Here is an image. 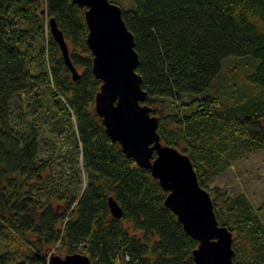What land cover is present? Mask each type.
Instances as JSON below:
<instances>
[{"label":"trees","instance_id":"16d2710c","mask_svg":"<svg viewBox=\"0 0 264 264\" xmlns=\"http://www.w3.org/2000/svg\"><path fill=\"white\" fill-rule=\"evenodd\" d=\"M122 8L161 140L189 154L219 223L233 233L234 261L264 264L260 210L244 192L207 184L264 147V0H133ZM88 31L73 0H0V264H50L61 248L92 264H195L198 241L165 205L167 191L105 131ZM232 56L247 60L245 82L234 72L230 89L214 93ZM110 195L123 208L119 218Z\"/></svg>","mask_w":264,"mask_h":264},{"label":"water","instance_id":"95a60500","mask_svg":"<svg viewBox=\"0 0 264 264\" xmlns=\"http://www.w3.org/2000/svg\"><path fill=\"white\" fill-rule=\"evenodd\" d=\"M73 2L85 9L92 69L102 80L95 108L106 133L120 144L127 157L149 168L161 188L167 191L165 205L177 215L184 230L198 241L192 251L195 264H237L233 233L219 223L211 193L200 184L189 154L161 140L159 118L145 102L148 92L137 71L139 54L135 37L124 20L122 6L111 0ZM49 24L73 78H79L80 72L71 60L68 43L55 17L50 18ZM108 203L113 216L123 215V208L113 195L108 197ZM49 262L92 264V259L83 252L52 253Z\"/></svg>","mask_w":264,"mask_h":264},{"label":"rangeland","instance_id":"374dc122","mask_svg":"<svg viewBox=\"0 0 264 264\" xmlns=\"http://www.w3.org/2000/svg\"><path fill=\"white\" fill-rule=\"evenodd\" d=\"M118 4L122 7H130L133 4V0H117ZM242 58L228 57L224 60L222 69L214 81L213 92L217 94H225V90L230 89V83H232L234 72L237 75V82L243 84L244 74L247 69L244 68L241 62ZM245 62V63H246ZM235 75V76H236ZM236 79V77L234 78ZM242 87L244 94L245 88ZM252 93V90H250ZM241 95V94H240ZM223 101L226 99V95H221ZM30 119V118H29ZM61 144L63 138L59 137ZM67 146V143L65 144ZM83 163L82 155L80 154V164ZM82 184H87V174L84 169H81ZM77 184V183H76ZM75 184V188L78 189V184ZM209 187L218 185L229 193L244 192L252 201L253 205L260 210L261 218L264 222V147L247 152L243 156L234 160L229 167L223 172L213 175L210 180L207 181ZM60 255H65V249H57L55 252Z\"/></svg>","mask_w":264,"mask_h":264},{"label":"built area","instance_id":"2783aa9c","mask_svg":"<svg viewBox=\"0 0 264 264\" xmlns=\"http://www.w3.org/2000/svg\"><path fill=\"white\" fill-rule=\"evenodd\" d=\"M49 258H50V256H49Z\"/></svg>","mask_w":264,"mask_h":264}]
</instances>
